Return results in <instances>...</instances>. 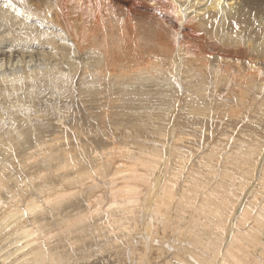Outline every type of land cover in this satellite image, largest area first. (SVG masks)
I'll return each mask as SVG.
<instances>
[{
    "label": "bare ground",
    "instance_id": "1",
    "mask_svg": "<svg viewBox=\"0 0 264 264\" xmlns=\"http://www.w3.org/2000/svg\"><path fill=\"white\" fill-rule=\"evenodd\" d=\"M264 0H0V264H264Z\"/></svg>",
    "mask_w": 264,
    "mask_h": 264
},
{
    "label": "snow or ice",
    "instance_id": "2",
    "mask_svg": "<svg viewBox=\"0 0 264 264\" xmlns=\"http://www.w3.org/2000/svg\"><path fill=\"white\" fill-rule=\"evenodd\" d=\"M262 75H264V74H262Z\"/></svg>",
    "mask_w": 264,
    "mask_h": 264
}]
</instances>
